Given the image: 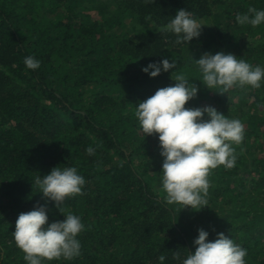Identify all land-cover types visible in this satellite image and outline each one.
<instances>
[{"label": "trees", "instance_id": "obj_1", "mask_svg": "<svg viewBox=\"0 0 264 264\" xmlns=\"http://www.w3.org/2000/svg\"><path fill=\"white\" fill-rule=\"evenodd\" d=\"M249 7L264 10V0H0V264H27L12 236L20 213L44 205L49 223L64 219L35 183L57 166L86 181L61 210L85 230L79 257L44 264H159L160 255L182 264L199 229L247 249L246 264H264V83L214 93L194 63L224 52L264 67V24L236 22ZM180 9L207 24L188 44L163 30ZM26 56L40 68L27 69ZM164 58L173 72L141 71ZM180 72L199 89L185 107L212 106L245 129L236 165L211 171L208 205L195 211L167 203L157 136L134 115Z\"/></svg>", "mask_w": 264, "mask_h": 264}, {"label": "clouds", "instance_id": "obj_2", "mask_svg": "<svg viewBox=\"0 0 264 264\" xmlns=\"http://www.w3.org/2000/svg\"><path fill=\"white\" fill-rule=\"evenodd\" d=\"M236 22L252 27L264 24V10L249 7L247 13L237 14ZM202 23L192 12L180 9L164 27L165 32L175 35L176 44H188L201 35ZM194 61V60H193ZM25 67L35 71L40 61L26 56ZM200 74V84L211 92L225 94L233 88L248 86L259 89L264 83V67H253L243 58L233 54L204 53L194 61ZM177 68L174 59L164 58L149 63L141 71L149 78ZM173 86L163 87L135 109V117L144 135L155 134L162 157V190L168 204H181L183 209H203L208 205L209 175L220 166L231 169L236 165L235 145L245 135L239 119H229L212 106L185 107L198 94V87L188 75L180 72L174 77ZM88 156L95 148L85 149ZM43 198L54 202L63 215L62 221L49 223L48 210L44 205L20 213L12 233L16 246L24 254L27 264H44V261H71L81 254V243L77 238L85 230L81 218L74 214L64 215L62 206L67 198L83 194L86 183L76 167H54L35 180ZM194 252L188 253L182 264H246L247 249L235 243L223 233L209 240V232L198 230L193 241ZM175 260L180 254L175 253ZM165 255L158 257L165 264Z\"/></svg>", "mask_w": 264, "mask_h": 264}, {"label": "rangeland", "instance_id": "obj_3", "mask_svg": "<svg viewBox=\"0 0 264 264\" xmlns=\"http://www.w3.org/2000/svg\"><path fill=\"white\" fill-rule=\"evenodd\" d=\"M99 4V3H98ZM89 14L90 15H92V18L93 19H95V18H97L96 17V12L95 11H91V12H89ZM201 23H202V29H201V32L203 31V29L204 28H206L207 27V24H206V22L205 21H203V20H199ZM261 247H263V249H264V235H263V237H261Z\"/></svg>", "mask_w": 264, "mask_h": 264}]
</instances>
